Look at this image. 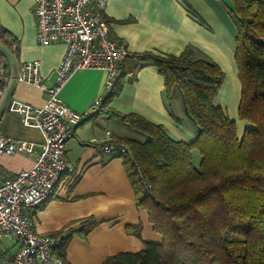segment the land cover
<instances>
[{
  "label": "crops",
  "instance_id": "crops-1",
  "mask_svg": "<svg viewBox=\"0 0 264 264\" xmlns=\"http://www.w3.org/2000/svg\"><path fill=\"white\" fill-rule=\"evenodd\" d=\"M102 16L111 36L129 55L150 51L176 56L191 47L197 58L205 57L217 65L223 77L214 104L235 122L238 137H242L247 124L239 121L237 116L240 88L234 61L235 25L230 0H107ZM0 26L10 33L17 46L16 53L14 44L11 45L13 51H10L11 47L7 50L14 65L4 57L6 64L13 67L11 76L14 72L17 75L22 63L38 62L42 84L52 86L65 45L41 46L36 42L33 1L0 0ZM105 79L103 69H82L62 89L60 99L66 106L81 114L88 113L67 143L66 159L78 172V180L71 186L68 179H63L50 199L29 212L37 233L61 239L70 237L64 256L67 264H102L116 253L140 251L144 243H161V237L158 235L159 242L146 213L135 207L122 161L96 154L98 145L108 137L106 132L110 133L111 139L138 140L135 139L136 131L126 124L90 110L103 92ZM125 80L121 93L108 107L121 114L136 113L161 125L176 141L191 143L195 140L197 130L186 118L182 101L177 100V91L173 92L169 102L174 118L169 115L162 97L164 81L155 68L144 67L136 72L133 81ZM11 99L34 106L44 104L43 91L24 82H15L8 101ZM0 134L36 144L42 141L40 133L24 128L18 115L8 112L6 105L0 116ZM35 159L36 155L0 156V178L28 170ZM88 218L97 225L83 240L77 232L82 227L81 222ZM146 222L149 230L156 234H148L150 241L147 242L142 236ZM138 224L142 227L140 239L125 231L126 225ZM17 251L15 237L0 238V256H15ZM1 260L3 264L4 259Z\"/></svg>",
  "mask_w": 264,
  "mask_h": 264
},
{
  "label": "trees",
  "instance_id": "trees-1",
  "mask_svg": "<svg viewBox=\"0 0 264 264\" xmlns=\"http://www.w3.org/2000/svg\"><path fill=\"white\" fill-rule=\"evenodd\" d=\"M230 1L240 83L237 116L247 124L241 138L235 122L214 104L223 72L207 58H197L191 47L176 56L128 54L102 101L101 114L148 137L119 140L129 146L132 158H114L122 161L135 207L161 237L160 244L144 243L142 250L116 253L102 264H264V0ZM14 42L0 26V45L9 50ZM4 60L0 53V65ZM150 66L163 78L162 97L171 117L169 102L173 92L179 93L184 114L197 130L193 142L176 141L161 125L108 107L125 78L131 82L139 69ZM194 152L200 156L198 168ZM144 179L152 187L149 195ZM81 223L77 235L85 240L97 223L92 218ZM125 231L141 238L140 224L126 225ZM69 239H62L63 258ZM14 258L0 256L3 264H13Z\"/></svg>",
  "mask_w": 264,
  "mask_h": 264
},
{
  "label": "built area",
  "instance_id": "built-area-1",
  "mask_svg": "<svg viewBox=\"0 0 264 264\" xmlns=\"http://www.w3.org/2000/svg\"><path fill=\"white\" fill-rule=\"evenodd\" d=\"M36 42L41 46L65 45V51L52 86L42 84L38 62L22 63L15 82L38 86L44 94V104H32L11 99L8 112L18 115L21 125L40 133L42 141L13 138L0 134V156L36 155L33 165L14 175L0 178V238L15 237L18 251L13 264H67L59 255L62 239L36 232L30 211L40 207L54 193L63 179L75 181L78 172L66 159L67 143L88 113H78L66 106L60 93L72 76L82 69H103L106 79L101 95L91 111L100 113L102 101L109 95L119 76L128 52L110 33L102 11L107 0H32ZM12 46L10 51H13ZM12 82L8 66L0 65V105ZM98 145V157H131L125 143L111 139ZM38 147V150H36ZM144 193H151L150 183L143 180Z\"/></svg>",
  "mask_w": 264,
  "mask_h": 264
},
{
  "label": "rangeland",
  "instance_id": "rangeland-1",
  "mask_svg": "<svg viewBox=\"0 0 264 264\" xmlns=\"http://www.w3.org/2000/svg\"><path fill=\"white\" fill-rule=\"evenodd\" d=\"M234 32H235V28H234ZM239 88H240V83H239ZM177 100H178V102H181V98H180V96H179L178 94H177ZM181 103H182V102H181ZM181 105H182V104H181ZM92 112L94 113V111H92ZM134 132H135V131H134ZM135 139H138L139 141L144 142V141H146V140L148 139V137L145 136V135H143V134H140V133L136 132ZM199 160H200V156H199L196 152H194V153H193V165H194L195 168H198ZM77 180H78V174H77V177H76L75 181L70 182L71 186H72ZM148 227H149V224L146 222V223H145V227H144V234L142 235V236H143V240H145L146 242H147V241H150L149 238H147L148 234H154L152 231L149 230ZM154 235H156V234H154ZM145 236H146V237H145ZM156 236H157V238H158V241L160 242V237H159L158 235H156ZM154 244H155V243H154ZM13 261H14V259H13ZM12 263H13V262H12Z\"/></svg>",
  "mask_w": 264,
  "mask_h": 264
},
{
  "label": "water",
  "instance_id": "water-1",
  "mask_svg": "<svg viewBox=\"0 0 264 264\" xmlns=\"http://www.w3.org/2000/svg\"><path fill=\"white\" fill-rule=\"evenodd\" d=\"M0 53L8 60L9 64L10 65H14V60H13V57L11 56V54L3 47L0 45ZM15 72L13 73V77H12V82H11V85L9 87V90L5 96V98L3 99L1 105H0V116L1 114L3 113V110H4V107L8 101V99L10 98L11 94H12V90L14 88V84H15Z\"/></svg>",
  "mask_w": 264,
  "mask_h": 264
}]
</instances>
